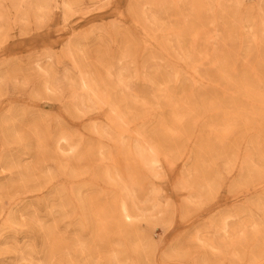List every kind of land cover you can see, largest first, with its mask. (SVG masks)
<instances>
[{
    "label": "rangeland",
    "instance_id": "1",
    "mask_svg": "<svg viewBox=\"0 0 264 264\" xmlns=\"http://www.w3.org/2000/svg\"><path fill=\"white\" fill-rule=\"evenodd\" d=\"M0 264H264V0H0Z\"/></svg>",
    "mask_w": 264,
    "mask_h": 264
}]
</instances>
